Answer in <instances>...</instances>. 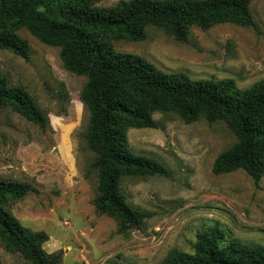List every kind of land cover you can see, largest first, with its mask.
Wrapping results in <instances>:
<instances>
[{
	"label": "rangeland",
	"instance_id": "374dc122",
	"mask_svg": "<svg viewBox=\"0 0 264 264\" xmlns=\"http://www.w3.org/2000/svg\"><path fill=\"white\" fill-rule=\"evenodd\" d=\"M132 0H103L112 8ZM251 13L257 30L231 24L193 28L187 43L156 28L143 42L114 41L119 54L135 55L167 74L191 80L232 79L247 90L264 80V0ZM30 62L0 50V66L11 87L23 88L47 117L41 130L10 110L0 112V177L33 185L8 207L25 228L46 233L48 254L63 252L62 264H161L172 251L193 254L197 235L218 228L227 242L264 246V178L259 187L243 171L215 176L216 159L237 140L224 123L186 125L175 114H156L157 129L131 130L129 146L153 159L169 178H125L122 190L135 210L151 214L139 230L121 232L117 221L96 212V156L85 145L89 113L81 103L85 77L68 73L60 49L26 30ZM2 264H29L0 245Z\"/></svg>",
	"mask_w": 264,
	"mask_h": 264
},
{
	"label": "trees",
	"instance_id": "16d2710c",
	"mask_svg": "<svg viewBox=\"0 0 264 264\" xmlns=\"http://www.w3.org/2000/svg\"><path fill=\"white\" fill-rule=\"evenodd\" d=\"M103 0H0V50L30 62V48L19 32L60 49L63 68L85 77L81 103L89 113L85 145L95 156L96 212L118 222L121 232L139 230L152 216L132 208L123 194L125 178L163 177L157 161L134 154L131 130L157 129L156 114H175L186 125L224 123L236 144L222 153L213 174L245 172L259 187L264 178V80L247 90L232 79L191 80L167 74L135 55L119 54L112 42H143L156 28L187 43L193 28L206 31L231 24L257 30L255 0H132L98 8ZM10 110L41 130L47 117L23 88L11 87L0 66V112ZM29 183L0 177V245L29 264H62L63 252L48 254L49 236L25 228L8 207L37 195ZM0 264L1 260H0ZM108 264L121 263L117 259ZM161 264H264V246L246 245L218 228L197 235L193 254L172 251Z\"/></svg>",
	"mask_w": 264,
	"mask_h": 264
}]
</instances>
